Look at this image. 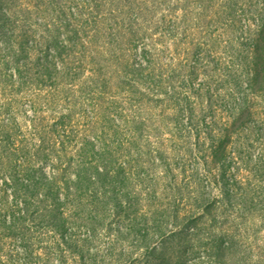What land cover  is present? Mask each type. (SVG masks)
Instances as JSON below:
<instances>
[{"label": "rangeland", "instance_id": "obj_1", "mask_svg": "<svg viewBox=\"0 0 264 264\" xmlns=\"http://www.w3.org/2000/svg\"><path fill=\"white\" fill-rule=\"evenodd\" d=\"M0 264H264V0H0Z\"/></svg>", "mask_w": 264, "mask_h": 264}, {"label": "trees", "instance_id": "obj_2", "mask_svg": "<svg viewBox=\"0 0 264 264\" xmlns=\"http://www.w3.org/2000/svg\"><path fill=\"white\" fill-rule=\"evenodd\" d=\"M256 62V61H255ZM76 180V177L73 179V181H75ZM88 189H90V188H87V190ZM91 192H93V193H96L94 190H91ZM94 197V196H93Z\"/></svg>", "mask_w": 264, "mask_h": 264}]
</instances>
